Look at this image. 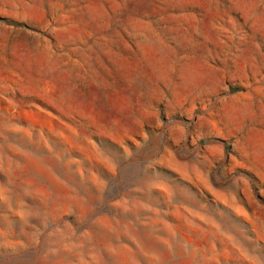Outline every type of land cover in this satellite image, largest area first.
<instances>
[{"label": "rangeland", "instance_id": "1", "mask_svg": "<svg viewBox=\"0 0 264 264\" xmlns=\"http://www.w3.org/2000/svg\"><path fill=\"white\" fill-rule=\"evenodd\" d=\"M0 264H264V0H0Z\"/></svg>", "mask_w": 264, "mask_h": 264}]
</instances>
